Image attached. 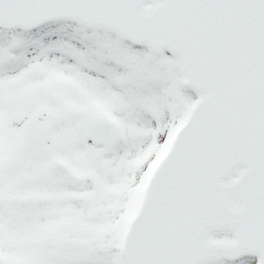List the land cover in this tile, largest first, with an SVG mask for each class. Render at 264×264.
Segmentation results:
<instances>
[{
	"label": "snow or ice",
	"instance_id": "obj_1",
	"mask_svg": "<svg viewBox=\"0 0 264 264\" xmlns=\"http://www.w3.org/2000/svg\"><path fill=\"white\" fill-rule=\"evenodd\" d=\"M0 264H264V0H0Z\"/></svg>",
	"mask_w": 264,
	"mask_h": 264
}]
</instances>
